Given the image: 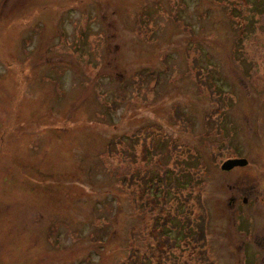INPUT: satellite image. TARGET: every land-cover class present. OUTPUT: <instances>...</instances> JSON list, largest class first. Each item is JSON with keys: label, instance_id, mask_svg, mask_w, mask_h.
Returning <instances> with one entry per match:
<instances>
[{"label": "rangeland", "instance_id": "rangeland-1", "mask_svg": "<svg viewBox=\"0 0 264 264\" xmlns=\"http://www.w3.org/2000/svg\"><path fill=\"white\" fill-rule=\"evenodd\" d=\"M191 169L211 261L264 264V0H0V264H208Z\"/></svg>", "mask_w": 264, "mask_h": 264}, {"label": "trees", "instance_id": "trees-1", "mask_svg": "<svg viewBox=\"0 0 264 264\" xmlns=\"http://www.w3.org/2000/svg\"><path fill=\"white\" fill-rule=\"evenodd\" d=\"M198 62V61H197ZM200 82V81H199ZM203 86L205 84L201 83ZM207 90L209 91L208 87ZM212 91V90H211ZM210 92V91H209ZM211 93V92H210ZM217 96L213 93L212 98L214 100V102L217 105V110H219L221 107L224 105L221 103V99L216 98ZM218 99V100H217ZM218 112V114H219ZM45 116L47 115H43L40 117H34L33 119H31L24 127V133L21 132V135H24L28 138L30 137H36L38 135H43L44 133H53L58 134L59 129L55 128H48L49 124L51 123L50 120L48 118H46ZM38 120V121H37ZM67 120H71L70 116L67 117ZM59 123L61 124L62 121H60L59 119L55 122V123ZM33 124L35 127H42L41 129L38 128L35 131L33 130ZM218 130L220 131V128L217 126ZM21 128H19L20 130ZM216 131V132H217ZM66 133H69V129L65 131ZM59 135V134H58ZM15 142V144L19 141V138L16 140H13ZM217 155L212 154V157H216ZM186 172V171H185ZM186 173H190V174H186ZM185 174H183L181 177H178V182L175 181V179L173 181H171V178L173 177V174L169 175L168 172H163L160 181H163L161 184L162 190L164 192V195L168 198L172 192H178L180 195H183L185 202L189 201V200H194L198 205H200V213L199 215H197V219H192L191 215L193 214V212L186 208L187 205L183 204L182 208L181 206L178 204V207H175L176 212L178 213L177 216H181L183 215L181 212H183L184 209H186V214H185V220H186V224L188 226V224L190 225V228L188 226V228L184 229V231H189L190 235H191V239H192V243L195 249L199 250L200 252H202L204 255L209 256L206 260L209 262H207L208 264H215L213 261H211L210 258H212L213 256V252H212V248H211V242L213 239L212 238V233H211V227H210V217L208 214V202L212 199L211 195L214 194V192L211 191H207L206 189H204V187H202L199 190H196V186L199 183H202L203 186H205L207 184V177L208 175L205 172H202V170L199 171H193L192 169L188 172H186ZM194 175V176H193ZM34 179H35V183L36 180H42L44 178H50V175H45L42 173L41 170H38L37 168L34 171ZM188 178L193 179V184L191 185V190L189 191V194L185 195L184 194V190L187 189V187L190 185V183L188 184ZM52 179V178H50ZM160 181L159 183L157 182L156 186H160ZM190 182V181H189ZM199 182V183H198ZM200 185V184H199ZM161 187H159V189H161ZM30 191L33 192L36 188L33 185H30ZM191 195V197H190ZM183 209V210H182ZM243 213V211H241ZM244 215V214H243ZM171 217V216H170ZM175 217V216H174ZM174 217L172 218V224L174 222ZM187 235V234H185ZM188 236V235H187Z\"/></svg>", "mask_w": 264, "mask_h": 264}, {"label": "flooded vegetation", "instance_id": "flooded-vegetation-1", "mask_svg": "<svg viewBox=\"0 0 264 264\" xmlns=\"http://www.w3.org/2000/svg\"><path fill=\"white\" fill-rule=\"evenodd\" d=\"M243 203L244 204L247 203V200H243ZM252 238H253V236L250 237V240L244 241V243H243V247L242 248H243V252H244L245 261L250 260V255L248 253V249L250 248L249 245L251 243H253L255 241L256 248H259V250L261 249V246L263 245V243L261 241H256V240L251 241ZM259 250L252 255V257L254 258L255 261H257L258 259L264 258V257H262V254L260 252L261 250L260 251ZM241 253H242V250H241Z\"/></svg>", "mask_w": 264, "mask_h": 264}, {"label": "water", "instance_id": "water-1", "mask_svg": "<svg viewBox=\"0 0 264 264\" xmlns=\"http://www.w3.org/2000/svg\"><path fill=\"white\" fill-rule=\"evenodd\" d=\"M248 165V161L245 159L229 160L222 165V170L230 171L235 167H244Z\"/></svg>", "mask_w": 264, "mask_h": 264}]
</instances>
